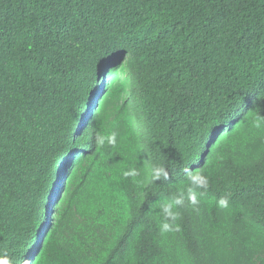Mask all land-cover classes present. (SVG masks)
Returning a JSON list of instances; mask_svg holds the SVG:
<instances>
[{"label":"trees","instance_id":"trees-1","mask_svg":"<svg viewBox=\"0 0 264 264\" xmlns=\"http://www.w3.org/2000/svg\"><path fill=\"white\" fill-rule=\"evenodd\" d=\"M53 206L32 264H264V0H0V254Z\"/></svg>","mask_w":264,"mask_h":264},{"label":"clouds","instance_id":"clouds-1","mask_svg":"<svg viewBox=\"0 0 264 264\" xmlns=\"http://www.w3.org/2000/svg\"><path fill=\"white\" fill-rule=\"evenodd\" d=\"M99 104V101H97V105ZM256 127H260V122H257ZM116 134L112 133L109 135H104L103 133H97L96 136V144L98 147H103L105 144L108 145H115L116 144ZM136 172L135 170H131L128 172H125V176H135ZM152 175L154 179H159L161 177L167 178V172L164 168H155L152 170ZM188 179L191 181V183L196 186L197 188H207L208 186V180L207 178L199 171L188 172ZM66 183V179H63L62 184L64 185ZM58 189V186L57 188ZM62 188L59 187V191ZM57 191H55L56 193ZM189 200L193 205L198 203V194L195 191H192L189 193ZM59 201L57 200L56 203ZM183 203V196L175 198L174 200L164 204L161 206V211L164 214L165 218H170L172 220L177 219L178 213L174 211V209L181 205ZM220 206L221 207H227V200L221 199L220 200ZM57 213V206H53L49 211H47V216L45 217V220L38 228L35 239L33 240V245L31 248V254L26 262V264H32L36 260V257L40 254L42 249L45 247L46 242L49 238L50 231H51V225L53 222V218L55 217ZM163 231H170L171 225L169 223H164L162 226ZM0 264H12V261L7 255L0 254Z\"/></svg>","mask_w":264,"mask_h":264}]
</instances>
